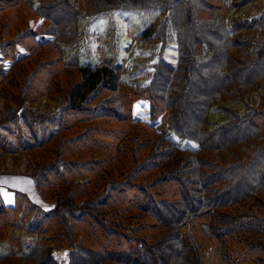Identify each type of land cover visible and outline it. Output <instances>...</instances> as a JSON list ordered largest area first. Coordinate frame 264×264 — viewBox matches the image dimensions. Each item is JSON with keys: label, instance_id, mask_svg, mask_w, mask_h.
<instances>
[{"label": "trees", "instance_id": "obj_1", "mask_svg": "<svg viewBox=\"0 0 264 264\" xmlns=\"http://www.w3.org/2000/svg\"><path fill=\"white\" fill-rule=\"evenodd\" d=\"M25 1L0 0V15L25 3L23 14L0 20V47L23 48L10 66L0 64L1 94L16 103L31 100L45 94L59 71L75 69L68 86H56L64 104L48 125L53 131L47 135L45 125L8 148L37 151L36 184L58 203L28 219L27 229L46 238L32 251L51 256L52 247H64L70 256H113L121 264H264V40L250 35L264 28V8L233 17L251 0H195L198 7L192 0H160L173 9L168 26L186 23L181 39L188 45L181 60L163 58L150 81L138 85L114 60L93 64L80 55L66 58L58 48L55 29L67 17L78 20L82 0L34 7ZM157 1L97 0L96 6ZM181 5L184 14L174 15ZM36 15L50 20L52 30L24 24ZM152 28L142 35L150 37ZM244 87L258 101L245 100L213 123L212 94ZM139 96L150 97L151 120L134 115ZM166 108L158 126L153 120ZM167 127L198 144L180 145ZM232 146L238 148L230 152L233 160L211 154ZM48 189L58 195L49 197ZM16 212L17 206L0 204L2 226H15Z\"/></svg>", "mask_w": 264, "mask_h": 264}, {"label": "rangeland", "instance_id": "obj_2", "mask_svg": "<svg viewBox=\"0 0 264 264\" xmlns=\"http://www.w3.org/2000/svg\"><path fill=\"white\" fill-rule=\"evenodd\" d=\"M96 1L82 0L79 3L81 10L77 14L78 20L74 18L71 21L67 17L64 22L62 20L59 25L57 24L58 26L56 25L55 36L59 42L58 48L63 50V55L66 58L80 55L81 61L93 64H97L101 60H114L120 64L122 76L138 85L150 81L163 58L173 64L182 59L184 45L187 47L188 43L181 38L186 33L187 25L185 27L186 23L181 22L177 30L168 26L166 23L171 24L174 19L173 9L163 7L162 1L137 6L129 4L125 7L111 5L101 9L99 5L96 6ZM25 2L34 7L41 2L45 3L46 0H26ZM23 5L13 8V11L10 9L3 11L0 20H5V14L7 16L23 14ZM193 5L199 6L196 1ZM263 8L264 0H251L246 7L240 10L241 12L232 13L233 17L244 14L251 16L252 13ZM184 10L185 5H181L174 15L180 13L182 16ZM16 22H18L16 25L21 23ZM24 24L41 28L40 32L53 28L50 20H46L41 15H36L34 19L30 18V22H24ZM150 25L153 27V34L150 37L143 36L144 29ZM7 26L9 27V25ZM250 35L258 36L264 40V28L250 32ZM16 48L23 49L15 44L11 48L0 47V64L4 67L10 66L13 61L12 56L18 51ZM4 51L9 52V58L3 53ZM74 73V68L62 69L50 79L52 83L47 85L48 88H45V94L31 100H21L17 102L18 104L1 94L4 84L0 85V204L17 206L16 225L9 227L2 226V222L0 223V258L2 257L0 264H121L110 258L113 256H108L106 259L100 255L70 256V250L64 247H52L51 256H48L46 251L41 253L32 251L36 241L42 242L46 238L42 237V234L27 229L28 219L34 212L51 210L57 207L58 203L57 199L42 196L36 184L37 173L42 170V165L35 158L37 151L33 152V150L28 151L27 149L9 151L8 148L11 144H20L21 141L31 138L33 133L40 134L45 125H47L45 127L47 135L53 131L54 128L48 125L53 124V120L58 117L57 108L64 104V98L55 91L56 86H62V84L68 86L73 80ZM174 84L177 82H173V86H176ZM208 87L210 88V86ZM234 88L237 90L236 86ZM110 94H106L105 97ZM258 99V93L251 90L250 87H244L239 93L231 92L229 88H226L223 92L212 94L211 100L215 107L209 113L208 118L213 123L224 121L230 114V110L243 108L241 106L246 105L245 100L254 104ZM133 110L135 116L145 120H151V117L155 115L150 111V97L148 96L135 98ZM166 112L167 108L160 111L156 119L153 120L157 122L158 126L163 124L162 118ZM167 132L180 145L198 144L196 141L187 139L184 135L175 134L169 127H167ZM233 147L211 154L215 155L218 160H233V155L230 152L238 149ZM181 155L178 152L174 158L178 159ZM241 155L246 154L241 151ZM56 191L57 189H48L47 193L50 195L49 197L53 198L58 195Z\"/></svg>", "mask_w": 264, "mask_h": 264}]
</instances>
